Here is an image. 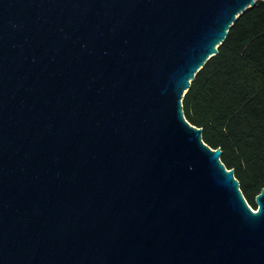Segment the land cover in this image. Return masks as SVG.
Wrapping results in <instances>:
<instances>
[{"label": "water", "instance_id": "95a60500", "mask_svg": "<svg viewBox=\"0 0 264 264\" xmlns=\"http://www.w3.org/2000/svg\"><path fill=\"white\" fill-rule=\"evenodd\" d=\"M258 1L0 0V264H264L183 109Z\"/></svg>", "mask_w": 264, "mask_h": 264}, {"label": "trees", "instance_id": "16d2710c", "mask_svg": "<svg viewBox=\"0 0 264 264\" xmlns=\"http://www.w3.org/2000/svg\"><path fill=\"white\" fill-rule=\"evenodd\" d=\"M183 109L203 141L222 149L221 161L256 210L264 188V0L237 18L191 82Z\"/></svg>", "mask_w": 264, "mask_h": 264}]
</instances>
